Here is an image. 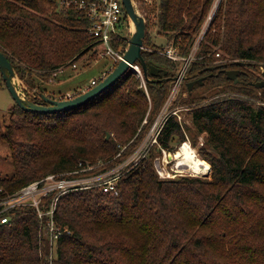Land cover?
Segmentation results:
<instances>
[{"label": "trees", "instance_id": "obj_1", "mask_svg": "<svg viewBox=\"0 0 264 264\" xmlns=\"http://www.w3.org/2000/svg\"><path fill=\"white\" fill-rule=\"evenodd\" d=\"M213 2L142 5L144 44L154 13L157 32L186 57ZM219 2L172 103L188 107L190 126L173 114L158 134L169 150L182 141L195 143L203 134L198 153L210 165V177H160L153 161L160 149L154 144L119 176L117 194L104 192L99 184L63 192L53 212L60 234L52 246L49 214L39 216L29 204L3 210L8 220L0 222V264H264V86L249 83L264 79V0ZM89 25L83 10L59 0H0V49L20 77L27 72L50 76L87 52L97 56ZM112 43L126 46L128 37ZM162 48L142 49L146 64L162 70L149 74L146 88L129 68L93 99L68 110L31 111L15 102L23 121L11 119L0 131L14 165L11 173L0 174V186L15 191L50 173L88 177L125 160L172 90L174 79L163 78L181 69L183 60L168 57ZM231 68L239 70L237 82L226 76ZM200 76H205L203 83L189 90L188 81ZM196 89L211 92L195 95ZM186 130L192 141L186 140ZM55 191L41 198L43 210Z\"/></svg>", "mask_w": 264, "mask_h": 264}, {"label": "built area", "instance_id": "obj_2", "mask_svg": "<svg viewBox=\"0 0 264 264\" xmlns=\"http://www.w3.org/2000/svg\"><path fill=\"white\" fill-rule=\"evenodd\" d=\"M59 2L61 5L72 4L78 9L83 10L87 14V16L90 19V25L88 27V30L95 37L96 50H100L101 48V51H99L101 55L111 56L112 64L110 68L112 69L116 65V63L122 58V55L124 53V50L120 49L119 47L117 48L114 47L112 41L123 37L124 32L128 28V25L131 24V19L129 18V16L125 11L123 1L122 0H59ZM213 11L214 10H212L210 12L211 14L208 15L209 20L212 18ZM161 52L174 60L186 59L184 66L177 74L178 75L177 78L174 79L173 85L175 89L178 86H180L184 78L186 67L190 62L189 59L187 58H189L191 54L188 57L180 56L172 45L166 46L165 49L163 48L161 50ZM216 55H219V52H217ZM75 65L76 64L73 63V66ZM132 66L136 75L140 77L143 82H146L145 75L143 73L141 65L138 62H136L132 64ZM106 74L107 73L103 72L98 76L97 79L96 78L92 79L90 86L96 84L97 81L102 79ZM173 94L174 92L170 93L165 104L169 103L170 99L173 98ZM66 96H71V95L67 94ZM176 112L177 111L175 110L172 111V113H176ZM162 113L163 111L158 114V116L151 124L143 140L129 156L130 159L134 161L133 164L129 163L130 164L129 167L137 164L142 158L147 156L151 147L154 144H159L158 134L160 133V130L164 122L169 117V114L163 117ZM178 120L181 121V118H179ZM146 121H147V117L143 119L142 123ZM186 140L189 141V139ZM202 143L203 142H201V144ZM159 149L163 150L165 153V148L162 147L161 144H159ZM153 161L155 162V164L157 163L158 165L157 170L159 171L158 172L159 176H165V175L169 176L170 173L168 170L167 172H163V168L166 165L165 163L169 161L168 158L166 157V154L163 159L158 154L154 155ZM183 173H187V172H183ZM96 176L97 177L95 176L93 177L94 180H90L87 184L81 183L77 185L74 183L82 182L84 180L81 179L77 180L75 179L76 177H67V176L59 177L55 173H50L40 179H35L28 182L27 184L23 185L22 187H20L15 191L9 192L5 190L2 186H0V222H6L8 220V215H3V216L1 215L2 211L5 210L6 208L22 205V204L33 205L37 209L39 216H42L45 213L49 214V218L46 222V226L49 233L50 246H52L53 241L60 234L59 229L55 226L54 223L53 212L56 207L57 199L63 192L90 186V185L99 184L102 186L104 192L110 194L118 193L117 181L120 174H113V175L100 174ZM51 190H56L55 195L49 204L48 210H43L40 207L41 198L44 197ZM50 250L51 253L49 254V259L51 260L52 247Z\"/></svg>", "mask_w": 264, "mask_h": 264}, {"label": "rangeland", "instance_id": "obj_3", "mask_svg": "<svg viewBox=\"0 0 264 264\" xmlns=\"http://www.w3.org/2000/svg\"><path fill=\"white\" fill-rule=\"evenodd\" d=\"M157 1L158 0H133V3H134L135 8L137 9V11L140 14L145 15L144 7L153 5V4L157 3ZM219 1L220 0H214L212 7H211V10H214V11L216 10V8L218 7V5L220 3ZM142 5H144V7H142ZM214 11H213V13H214ZM150 18L152 20H151V24H150V28H149V38H148L147 42L144 44L143 48L151 50V49H154L155 46H160V47H163L165 49L166 46L172 45V43H171L172 39H169L167 36L157 32V26L154 23V20H155L154 13L151 14ZM208 22H209V19L207 17L205 22L202 25V29H201L200 33L196 35V37L193 41L192 48H191L192 53L190 52L186 56V57H188L191 54V56H189V58H187V59H189V61H191L194 58V52L199 45V41L202 38L201 37L202 33L205 30V28L207 27ZM133 29L131 28V24H129L128 28L124 32V36L129 37L131 35ZM126 47H127V45L126 46L122 45V44L119 45V48L122 50H125ZM162 49H159V51L161 52ZM97 51H98L97 56L92 55L91 52H87L86 54L81 56L79 58V60L75 63L76 66L72 67V65H67L62 70H59L62 68V67H60L58 69L57 73H53L50 76L40 77V76L36 75L35 73L29 74L27 72V73H25L24 76L20 77L18 75V73L15 71L16 77L14 78V83L16 85V88L18 89V91L22 92L23 94H27V96L31 99L34 97V95H37V99H39V100L42 99L40 97V94H39L40 90H43V93H45L51 97H55V98H60L61 95L66 96L67 94L74 95L76 93L75 90H77L78 87L81 85L88 84V82L90 81V79L92 77H95L97 79L99 76V73H102V72L108 73L110 71L111 66L109 67V65H111V63H112L111 56L110 55H101L99 52V51H101V48H100V50H97ZM215 55H216V53H215ZM216 56H219V55H216ZM185 61H186V59L183 60V62L179 61L181 69L185 64ZM135 75H136V73H135ZM138 78L140 80V85L142 87L146 88V82H143L140 77H138ZM145 81H146V78H145ZM181 84H180V86H181ZM180 86H178L177 88L174 89V85H173L172 90L170 91V93L174 92L173 98L170 99L168 104H165L166 103V101H165L164 106L161 108V110L163 111L162 115L164 117L168 114H169V116H171V115L177 113L178 114L177 119L181 118L182 123L185 122V124H187V126H190V123H189L190 113H189L188 107L185 106V104H181V103L177 104L175 106H172L173 101L178 96L177 94H178V90H180V88H181ZM67 92H69V93H67ZM199 92L202 94H209L211 91L208 89H196V90H194L193 94L196 95L197 93L199 94ZM65 93H67V94H65ZM170 93H169V95H170ZM182 94L185 96L187 94V91H184ZM14 103H15V100L12 97V95H11L9 89L7 88L5 82L3 81L2 74L0 72V131L4 129L5 125L8 124L11 119H15L18 122L23 121L22 120L23 117L21 115H19ZM12 105H14V107L12 108V110H14V112H15L14 114H11L9 111L10 108L12 107ZM161 110L158 112V114L160 112H162ZM174 110L177 112L172 113V111H174ZM158 114L156 115V117L158 116ZM186 135H187L186 139H189L192 141L191 134L187 130L185 131V136ZM201 142H203V134H200L197 137V141L195 143L189 142L196 149V154L200 158H202V156H201V154L199 155L198 151L203 146V143L201 144ZM181 143H179L177 145V148L175 150H177L179 148V145ZM159 144H160V142H159ZM159 144H155V145L159 148ZM206 148H207V150H210L209 147H206ZM175 150H172V149L169 150L168 148H165V153L161 149L159 150L158 153H155V154H158L162 159L164 158V156L166 154V157L169 160L167 163H165L166 165L163 168V172H167V170L169 171V173H170L169 176L165 175V176H160V177L165 178V179L170 178V177L172 178V177H174L178 174H181L183 172H187L188 174L200 175V176H204V177H210L211 170L207 174L208 169H207L206 174L196 172V171H191V170H189L190 172L178 170V166L176 165L175 160L173 159L174 157L169 158V156H168L169 153H173ZM120 152L121 151H119L118 154ZM129 156L126 157L125 160H123L121 163L117 164L115 167H113L109 170L103 171L97 175H100V174L101 175H113V174H120L121 175L122 173L127 171L129 168H131V167H129V165H130L129 163H132V164L134 163V161L132 159H130ZM154 165H155L156 171L158 173L159 171L157 170L158 169L157 163L155 164V162H154ZM13 169H14V165L11 163V160L9 157V148L6 145V143L4 142V140L0 137V174L4 175V174L11 173ZM94 176L97 177L96 174L88 176V177H76L75 179H77V180L81 179L84 181L77 182L74 184H77V185L81 184V183L87 184L90 180H94V178H93Z\"/></svg>", "mask_w": 264, "mask_h": 264}, {"label": "water", "instance_id": "obj_4", "mask_svg": "<svg viewBox=\"0 0 264 264\" xmlns=\"http://www.w3.org/2000/svg\"><path fill=\"white\" fill-rule=\"evenodd\" d=\"M122 1L127 15L134 24V29L131 35L128 37V44L126 49L124 50L122 58L101 80L78 94L65 96L64 98H55L45 93H41V100L37 99V95H34L32 99L29 98L27 94H23L16 88V85L14 83V78L16 77L15 69L7 55L0 49V72L2 74L3 81L5 82L15 102L21 108L31 111L56 112L61 110H68L86 103L87 101L93 99L95 96L113 85L129 68L133 69L132 64L136 62L141 65L146 80L151 79L149 77V74L154 76L159 75L162 71L161 68L153 64L147 65L142 55L146 30V22L144 16L137 11L134 6L133 0ZM163 73H167V70H163ZM225 73L227 78L233 79L235 82L238 81V69H227L225 70ZM177 76L178 75L173 77H164L163 79H176ZM203 78H205V76H200L196 79L188 81V89L190 90L195 82H199L200 84H202ZM249 83L253 84L256 87H263L264 79L258 81H250ZM109 135L110 133L108 132L106 134V137H109ZM168 156L169 158L173 157L172 153H169Z\"/></svg>", "mask_w": 264, "mask_h": 264}, {"label": "bare ground", "instance_id": "obj_5", "mask_svg": "<svg viewBox=\"0 0 264 264\" xmlns=\"http://www.w3.org/2000/svg\"><path fill=\"white\" fill-rule=\"evenodd\" d=\"M131 28L134 24L131 21ZM178 170L182 171H196L206 174L209 169V164L196 154V149L189 145L188 142L182 143L175 152L172 153ZM202 175V174H201Z\"/></svg>", "mask_w": 264, "mask_h": 264}, {"label": "crops", "instance_id": "obj_6", "mask_svg": "<svg viewBox=\"0 0 264 264\" xmlns=\"http://www.w3.org/2000/svg\"><path fill=\"white\" fill-rule=\"evenodd\" d=\"M111 64H112V63H111ZM71 65H72V67H74L73 64H71ZM66 66H67V65H66ZM66 66H63V67H62L61 69H59V70H62V69L65 68ZM75 66H76V65H75ZM110 66H111V65H109V67H110ZM62 72H63V71H62ZM55 73H57V72H55ZM102 73H103V72H102ZM102 73H99V75L102 74ZM94 78H95V77H92V78L90 79V82H89V83H91V80L94 79ZM67 93H69V92H67ZM67 93H65V94H67Z\"/></svg>", "mask_w": 264, "mask_h": 264}]
</instances>
